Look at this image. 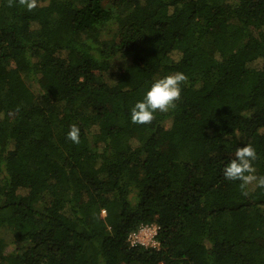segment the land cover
I'll return each instance as SVG.
<instances>
[{"label":"trees","instance_id":"obj_1","mask_svg":"<svg viewBox=\"0 0 264 264\" xmlns=\"http://www.w3.org/2000/svg\"><path fill=\"white\" fill-rule=\"evenodd\" d=\"M245 144L264 175V0H0V264H264V188L223 174Z\"/></svg>","mask_w":264,"mask_h":264},{"label":"clouds","instance_id":"obj_2","mask_svg":"<svg viewBox=\"0 0 264 264\" xmlns=\"http://www.w3.org/2000/svg\"><path fill=\"white\" fill-rule=\"evenodd\" d=\"M20 4L30 11L37 6V0H20ZM186 79L185 73L177 71L151 80L146 85L141 98L130 107V121L136 124H147L153 120L157 110L166 112L174 108L175 102L181 96L182 83ZM66 136L73 143H79L80 129L78 125H71ZM256 159L257 152L252 144L237 147L235 158L223 168L225 178L240 181L241 189H246L250 184L264 188V175L257 176L255 174L253 161Z\"/></svg>","mask_w":264,"mask_h":264},{"label":"built area","instance_id":"obj_3","mask_svg":"<svg viewBox=\"0 0 264 264\" xmlns=\"http://www.w3.org/2000/svg\"><path fill=\"white\" fill-rule=\"evenodd\" d=\"M157 230L158 227L155 224L141 225L137 230L128 235L127 242L130 247L141 246L144 248L157 249Z\"/></svg>","mask_w":264,"mask_h":264},{"label":"rangeland","instance_id":"obj_4","mask_svg":"<svg viewBox=\"0 0 264 264\" xmlns=\"http://www.w3.org/2000/svg\"><path fill=\"white\" fill-rule=\"evenodd\" d=\"M114 34H115V29L112 27L110 34L105 36L104 39L109 40ZM257 65H259V64H257ZM121 68H122L121 62H119L118 60H115L112 64V72H111V75L109 77L110 83H113V84L115 83L116 78H117L118 73L121 70ZM27 84H28V82H27ZM29 84H30V82H29ZM31 89H34V87L32 86ZM102 215H104L103 212H102ZM11 251H12V249L7 250V252H11Z\"/></svg>","mask_w":264,"mask_h":264}]
</instances>
